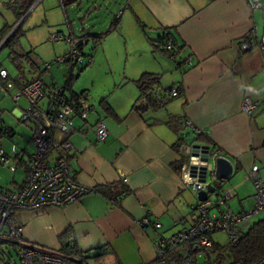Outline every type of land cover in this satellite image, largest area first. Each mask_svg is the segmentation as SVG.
<instances>
[{
    "label": "crops",
    "instance_id": "crops-1",
    "mask_svg": "<svg viewBox=\"0 0 264 264\" xmlns=\"http://www.w3.org/2000/svg\"><path fill=\"white\" fill-rule=\"evenodd\" d=\"M246 2L125 0L124 6L114 4V13L120 9L122 12L120 24L109 34L119 30L134 56L124 73L103 84L94 98L89 89L82 88L90 109L85 121L75 119V131L68 137L72 145L66 156L70 172L76 181L93 191L63 206L19 211L26 241L51 248H60L66 241L75 242L81 252L90 254L91 264L151 261L155 256L156 230L141 226L138 220L147 215L161 223L158 231L162 235L170 236L191 224L196 216L193 201H189L194 195L180 182V166L175 170L174 164L183 152L174 147L178 135L165 123L170 115L184 116L193 127L205 130L206 136L200 142L193 141L192 130L184 127L186 143L209 142L220 147L222 155L232 162L231 176L217 181V187L212 184L209 196L216 192L217 197L234 173L240 169L247 172L253 163L258 164L257 173L264 178V50L253 47L242 51L239 47L252 22L257 37L264 35V0L261 9L255 11H250ZM81 26L75 30L69 25V31L81 34ZM164 28H169L175 42L182 45L177 57L182 60L180 66L149 44V38H159ZM8 35L3 39L0 35V47ZM136 53H140L138 57ZM186 58L189 59L185 61ZM145 71L158 73L163 88L179 87V96L156 111L136 110L132 104L138 90L131 80ZM42 81L58 84L53 78ZM2 91L0 96L4 95ZM244 97L260 103L255 114L241 110ZM11 110L20 119L22 111L16 106ZM97 121L107 128L105 142L96 141L93 125ZM25 124L30 129L28 141L33 144V123ZM31 146V150L25 145L20 149L18 166L23 179L0 188L13 189L24 181L25 164L35 150ZM231 187L235 196L237 187ZM238 200L242 210V199ZM101 247L107 249L98 254Z\"/></svg>",
    "mask_w": 264,
    "mask_h": 264
},
{
    "label": "built area",
    "instance_id": "built-area-1",
    "mask_svg": "<svg viewBox=\"0 0 264 264\" xmlns=\"http://www.w3.org/2000/svg\"><path fill=\"white\" fill-rule=\"evenodd\" d=\"M261 1L247 0L246 3L250 11H255L261 9ZM121 12L122 9L116 15L119 16ZM250 27L247 36L240 39V49L246 51L257 47L259 50H264V35L257 37L254 22ZM51 39L53 41L65 39L69 44L68 53L54 58L53 62L64 63L65 59L68 62L82 60L78 45L86 43V38L79 35L77 37L76 35L65 36L53 33ZM166 43V48H171V44ZM50 64L51 62H44L43 66L47 69ZM8 73L7 69L0 64V78L6 80L7 92L16 89L17 92L12 98L16 101L19 96L23 95L29 102V107L21 112L20 119L21 122L33 123L31 141L35 150L28 157L24 169V181L13 189L0 188V252L5 248V244L14 242L17 245L21 264H91L88 259L82 261L79 256L73 259L65 257L60 253V248H51L26 241L23 238V225L18 220V212L22 209L36 211L52 206H63L77 200L86 192L93 191V188L80 184L74 179L66 157L72 149L68 137L75 131V119L85 121L89 105L84 98H71L66 95L62 86L55 85L48 90V103L42 106L39 103L46 94L41 79L35 78L18 87L9 78ZM171 92L173 95L176 94L174 88ZM241 101V110L248 115L255 114L260 107L259 102L249 97H244ZM93 126L96 141L105 142L108 135L105 124L97 121ZM185 126L195 132H205V130L193 127L194 125L189 120H185ZM192 143L181 145L186 159L180 163L178 177L183 188L188 189L196 198V203L192 206L196 214L194 221L170 236H164L158 231L161 227L160 222L151 220L147 215L138 220L141 226H151L156 230V238L153 241L155 256L151 261L143 264H170L169 259L174 254L182 256L180 261L182 264H196L194 254L198 256L203 248L210 246L212 241L210 235L213 232H226L230 244L234 245L239 241L241 231L243 232L251 225V218L264 211V178L257 173L259 166L256 163H253L245 173V178L253 183L250 209L232 210L229 208L227 201L234 194V190L229 188L221 189L215 200L211 199L209 193L205 199L200 200L197 197L198 192L204 190L209 192L212 181L216 180L214 166L211 162L224 155L220 148L209 145L208 162L204 165L202 149L197 150L196 158H191ZM20 155L21 151L15 147L10 152L0 147V164H8L13 169L12 171H15L19 167ZM192 166H194L193 171ZM204 172V181H202ZM122 179L126 181L125 177ZM104 250L105 248H99L97 252L101 254ZM251 264H264V256L257 258Z\"/></svg>",
    "mask_w": 264,
    "mask_h": 264
},
{
    "label": "rangeland",
    "instance_id": "rangeland-1",
    "mask_svg": "<svg viewBox=\"0 0 264 264\" xmlns=\"http://www.w3.org/2000/svg\"><path fill=\"white\" fill-rule=\"evenodd\" d=\"M25 1L30 2L31 0ZM124 2L125 0H76L74 4L66 5V8L63 10L60 0H34L32 3L35 5L30 9V13L20 24V29L23 33L19 36V41L13 48L17 51H30L33 59L39 63L40 68L44 67V62H51L47 69L41 71L42 79L48 81L53 78V81L61 85L66 80L70 65L55 63L53 59L65 55L66 51L69 49V44L65 39L53 41L51 35L57 33L67 36L69 34V25L77 30L81 25L80 22L83 24L85 23L87 26H91V29L94 30L105 29L109 23L108 20L113 17L112 15L116 10L112 9L115 7L114 4L124 6ZM20 3H22L21 0L18 2H15V0H0V28L3 24H12L15 22L16 14L14 11L15 9L19 10V7H21L19 6ZM65 12L68 16L67 21ZM81 16H84V18L79 22ZM102 43L101 46L97 45L93 50V59L90 66L87 65L80 71H77V67H74L72 70L75 76L71 82L72 86L78 91H81L82 88L89 89L90 95H92L93 98L96 96V93L101 92L100 88H102L103 84L124 73L128 64L132 61L131 55L134 56V54H131L129 49L126 48L123 34L119 33V30L114 32V35L108 34ZM91 44L92 43L89 41V44L85 45L86 53L90 51L89 47ZM9 52L8 46L0 49V64L8 70V74L14 77L17 75L18 69H16L14 63L11 62L12 60L9 56ZM139 54L140 53H136L135 57H138ZM23 66L25 67L24 71L29 73L31 70L30 64L25 63ZM0 90L3 89L0 87ZM2 92L4 95L0 96V123L12 129L14 134L10 137H0V146L6 149L7 152H10L13 147L19 150L23 148L24 145L27 146L28 150H31L32 144L28 141L30 137L29 125L25 124V122H21L22 120L18 119L11 110L14 106H16L19 111L27 109L29 107L28 100L22 95L15 101L12 98L17 92L15 89L9 92ZM66 93L69 94V91H66ZM46 103L47 97L43 96L39 104L45 106ZM96 106L97 105H95V107ZM21 169L22 168L19 167L17 170L12 171L13 169L8 164L0 165V186H5L13 180L21 181L24 177ZM245 173L246 171L244 172V169H240L224 183V186H222L223 188H232L231 186L233 185L237 187V194L229 199V206L234 210L241 209L238 199H242L245 209H250L252 206V198L250 197L252 195L251 193H253V183L251 180L245 178ZM217 181L218 180L212 181L214 187H217ZM208 193L209 192H207V194ZM215 193L216 192L210 194L213 200L216 198ZM195 199V196L189 197V201H193L192 205L196 203ZM211 211L213 210L211 209ZM259 219H264V211L255 214L250 222L252 224ZM186 223H189V220ZM210 236L212 241L223 249V264H228L231 261V252L227 233L224 231H215ZM210 247L211 246H208L202 251L198 250L201 251L197 257L198 264L203 263L205 254L213 256L211 252L212 248ZM12 257L13 262L11 264H21L16 256L13 255ZM0 264H3V261L0 260Z\"/></svg>",
    "mask_w": 264,
    "mask_h": 264
},
{
    "label": "trees",
    "instance_id": "trees-1",
    "mask_svg": "<svg viewBox=\"0 0 264 264\" xmlns=\"http://www.w3.org/2000/svg\"><path fill=\"white\" fill-rule=\"evenodd\" d=\"M19 0H15V2H18ZM34 0L25 1L21 0L22 3L19 4V10L15 9L14 13L16 14V20L12 24H3V26L0 28V35L1 39H3V36L8 35L5 37L1 47L8 46L9 47V56L11 58V62L14 63L16 66V69H18L17 75L12 77L11 74H9V78L12 79L15 83V86H22L29 81L38 78L41 79V68L40 65L35 59H33L32 55L30 54V51H17L15 48H13L16 43L19 41V36L22 35V31L20 29V24L24 21V19L28 16L30 12H27L29 8L32 5V2ZM76 2V0H60L61 6L63 10L66 8V5H70L71 3ZM117 13L113 14V17L111 18L109 24L105 29L102 30H92L91 26L85 27L84 24L80 21L84 18V16H81L79 18V22L81 25V34H77L78 31H69L68 35H78L80 37H84L87 39L86 43H80L78 45L79 50H80V59H82L80 62H68V60L65 59L64 64L70 65V69L68 70V74L66 77V80L64 83H62L63 89L65 91H69V95L71 98L74 99H80L86 97L85 90L82 91H75L73 89V86L71 84L72 79L75 78L74 72L72 71L74 67H77L78 70L80 71L83 69L85 66L89 65L92 63V57H93V50L97 47V45H101L102 40L106 37V35L109 34V32H112L117 29L118 25L120 24V15L117 16ZM24 16V19L21 23L18 24V26L14 28L15 23H17L22 17ZM65 17L67 21V14L65 12ZM13 29V31H12ZM169 28H164L162 29V34L159 38L153 40L152 38H149L150 43L152 44L155 48H159L162 51L166 53V55L172 57L176 62L177 66H180L182 63V60H178L177 57L179 56L178 53H180L182 49V45H179L176 43V38L173 35L171 31H169ZM0 39V40H1ZM89 41H92L90 45V51L86 53L85 51V45L89 44ZM166 42H169L171 44V48H166ZM69 50V49H68ZM68 50L66 51L65 54L68 53ZM189 58H186L185 61H187ZM25 63L30 64V71L29 73L24 71ZM42 66V64H41ZM45 69L44 67H42ZM32 77L31 79H29ZM26 80L25 82H23ZM42 81V79H41ZM133 81L134 85L136 86L138 90V97L136 98L135 102L132 104L133 107L141 112L150 110V111H156L160 108H164V106L167 105V103L172 102L174 99H176L179 96V87L175 86H169V87H162L160 85V80H159V74L154 73V72H149L145 71L139 75V78L137 77ZM0 87H2L3 91L6 90V80L0 78ZM43 89L45 92V96H49L48 90L52 89L53 86L58 85V84H45L42 81ZM173 88L176 90V94H172ZM102 101L105 100L104 98L101 99ZM48 103V102H47ZM90 109V108H89ZM185 118L184 116L181 115H170L168 119L165 121V123L171 128L173 131L176 132L178 135V139H176V142L174 144V147L178 152H182V144L186 143L184 141L185 135L187 136V133H184L182 130L185 126ZM5 129H8L6 126H3L0 124V137L2 136H8L10 137V133H12V130L10 131L9 129L6 131ZM194 134V137L192 138L193 141H202L203 135L205 133L203 132H195L192 131ZM206 136V135H205ZM206 139V137H204ZM207 141V140H206ZM207 144L211 145L209 142ZM20 150V149H19ZM186 155L184 153L180 155V158L178 162H176L175 165V170L179 168L180 163L185 161ZM21 161V158H20ZM26 165V164H25ZM259 174V173H258ZM223 181V180H222ZM234 196V194H233ZM232 196V197H233ZM229 201V200H228ZM227 201V202H228ZM228 206V204H227ZM230 207V206H229ZM230 243V242H229ZM210 248H212V253L213 256H210L209 254H205L204 260L202 264H223V259H224V253L223 249L218 246L214 241H211ZM103 249V247H101ZM230 255H231V261L228 264H251L257 258L264 256V219H259L258 221H255L252 223L247 229H245L243 232L241 231L239 241L236 244H230ZM107 249V248H105ZM204 249V248H203ZM60 253L64 255L67 258L73 259L77 255L82 258V261H86L90 254H87V252H81L75 242L71 241H66L62 245H60ZM100 254L99 252H97ZM16 256L20 262V257L18 256V251H17V245L14 242H10L8 244H5V248L1 250L0 252V260L3 261V264H11L13 262V257ZM197 255L194 254V259L196 261V264H198V259ZM182 260V256L180 254H174L170 259L169 262L170 264H182L180 261Z\"/></svg>",
    "mask_w": 264,
    "mask_h": 264
},
{
    "label": "water",
    "instance_id": "water-1",
    "mask_svg": "<svg viewBox=\"0 0 264 264\" xmlns=\"http://www.w3.org/2000/svg\"><path fill=\"white\" fill-rule=\"evenodd\" d=\"M30 9L31 8H29L28 11H30ZM23 19H24V16L17 23H15V26L13 29H15L18 26V24L23 21ZM13 29H12V31H13ZM191 146H192V150L190 151L191 152V158H196V156L198 154L197 150L202 149L201 150L203 152L202 163H204V165L207 164V162H208V157H207L208 151L207 150L209 149V144H205L203 142L202 143L193 142L191 144ZM211 163L214 166V175H215L216 180H218V181L227 180L231 176L233 166H232V162H230V160L227 159V157L219 156ZM191 168L193 171L194 166H192ZM202 174H203L202 175V181H204L205 172ZM206 196H207V192L205 190L198 192V197L200 200L205 199Z\"/></svg>",
    "mask_w": 264,
    "mask_h": 264
}]
</instances>
